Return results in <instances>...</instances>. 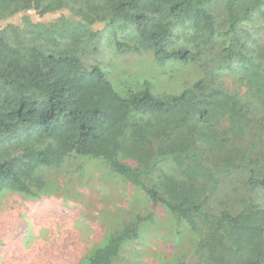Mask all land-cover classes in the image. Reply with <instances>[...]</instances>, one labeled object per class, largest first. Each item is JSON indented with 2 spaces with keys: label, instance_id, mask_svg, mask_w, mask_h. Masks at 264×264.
<instances>
[{
  "label": "trees",
  "instance_id": "1",
  "mask_svg": "<svg viewBox=\"0 0 264 264\" xmlns=\"http://www.w3.org/2000/svg\"><path fill=\"white\" fill-rule=\"evenodd\" d=\"M18 15L0 26V199L39 200L49 169L99 161L181 225L167 264H264V149L246 143L264 128V0H0V21ZM102 39L204 76L177 94L119 90L93 61ZM116 219L79 264L136 257L153 214Z\"/></svg>",
  "mask_w": 264,
  "mask_h": 264
},
{
  "label": "rangeland",
  "instance_id": "2",
  "mask_svg": "<svg viewBox=\"0 0 264 264\" xmlns=\"http://www.w3.org/2000/svg\"><path fill=\"white\" fill-rule=\"evenodd\" d=\"M62 14L71 15L67 10ZM62 14L42 17L35 12L27 13L35 22H49ZM21 21L22 15H18L0 21V26ZM104 26L100 23L94 28L99 30ZM97 44L98 48L93 45L97 48L93 61L99 63L119 90L139 89L149 82L154 94H177L204 76L197 64L173 62L161 66L148 54L117 52L111 39H102ZM223 78L232 80L227 73ZM260 117L264 118V114ZM256 133L246 143L251 139L264 149V128ZM46 178L56 188L52 185L49 189L52 193L43 194L39 200L12 193L0 199V264H79L113 229L108 224L115 217L122 220L123 216L131 217L135 213H152L155 223L143 227L140 238L130 246L136 257L129 264H167L187 245L177 234L181 225L164 207L155 206L144 192L111 174L99 161L78 159L60 169H49ZM237 179L233 176L232 180L229 177L219 180L222 199L236 197L233 190ZM253 192L255 199L264 203L258 191ZM253 195L250 193V197Z\"/></svg>",
  "mask_w": 264,
  "mask_h": 264
}]
</instances>
